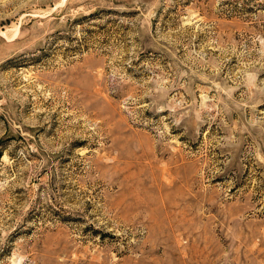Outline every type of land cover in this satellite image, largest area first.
Returning <instances> with one entry per match:
<instances>
[{
  "label": "rangeland",
  "instance_id": "rangeland-1",
  "mask_svg": "<svg viewBox=\"0 0 264 264\" xmlns=\"http://www.w3.org/2000/svg\"><path fill=\"white\" fill-rule=\"evenodd\" d=\"M0 264H264V0H0Z\"/></svg>",
  "mask_w": 264,
  "mask_h": 264
}]
</instances>
